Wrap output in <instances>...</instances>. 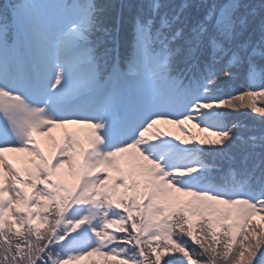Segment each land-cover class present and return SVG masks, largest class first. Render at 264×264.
<instances>
[{
    "label": "snow or ice",
    "instance_id": "obj_1",
    "mask_svg": "<svg viewBox=\"0 0 264 264\" xmlns=\"http://www.w3.org/2000/svg\"><path fill=\"white\" fill-rule=\"evenodd\" d=\"M188 7L0 0V264H264V0Z\"/></svg>",
    "mask_w": 264,
    "mask_h": 264
},
{
    "label": "trees",
    "instance_id": "obj_2",
    "mask_svg": "<svg viewBox=\"0 0 264 264\" xmlns=\"http://www.w3.org/2000/svg\"><path fill=\"white\" fill-rule=\"evenodd\" d=\"M98 3L100 4H104V5H115V6H119L122 3H140L141 0H97ZM163 2L165 4H172V5H179V4H188L189 7L186 9V13L189 15H196V14H202L203 13V9L200 8L201 3L203 2V0H163ZM213 2H223V0H207V3L211 4ZM241 2L243 4H254V5H258L261 0H241ZM109 11H113V9L111 7H109ZM259 23V18L257 17L256 19V24ZM249 35V33H245V38H247ZM253 39H258V34L256 36L253 37ZM244 84L243 78L242 77H238L236 79H234L232 82H230L228 89L229 91L235 92L237 90H239L242 85ZM259 103V101H258ZM254 115L246 110H242L239 113H230L229 118L233 119V120H237L240 121L244 124L247 125H255L258 122L256 120H254Z\"/></svg>",
    "mask_w": 264,
    "mask_h": 264
},
{
    "label": "rangeland",
    "instance_id": "obj_3",
    "mask_svg": "<svg viewBox=\"0 0 264 264\" xmlns=\"http://www.w3.org/2000/svg\"><path fill=\"white\" fill-rule=\"evenodd\" d=\"M53 135L56 136L59 139V137L61 135V131L60 130H54L53 131ZM38 139H40V138L38 137ZM12 162L17 164L18 166H23V161L20 160V159L12 158Z\"/></svg>",
    "mask_w": 264,
    "mask_h": 264
}]
</instances>
